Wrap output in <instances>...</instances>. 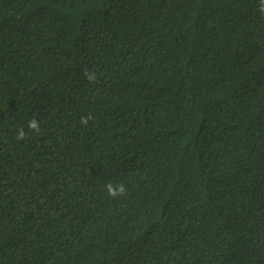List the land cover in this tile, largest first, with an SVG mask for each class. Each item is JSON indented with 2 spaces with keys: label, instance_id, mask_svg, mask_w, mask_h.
<instances>
[{
  "label": "trees",
  "instance_id": "16d2710c",
  "mask_svg": "<svg viewBox=\"0 0 264 264\" xmlns=\"http://www.w3.org/2000/svg\"><path fill=\"white\" fill-rule=\"evenodd\" d=\"M259 7L0 0V264H264Z\"/></svg>",
  "mask_w": 264,
  "mask_h": 264
},
{
  "label": "clouds",
  "instance_id": "9594fccd",
  "mask_svg": "<svg viewBox=\"0 0 264 264\" xmlns=\"http://www.w3.org/2000/svg\"><path fill=\"white\" fill-rule=\"evenodd\" d=\"M259 11L264 14V0H259ZM85 75L89 80H95V73H88L87 70L85 71ZM91 117H82L81 118V123L84 125H87ZM28 129L39 132L40 131V126H39V121L36 118H33L28 121L27 125ZM26 133L23 127H20L17 130V140H23L25 139ZM107 193L109 196L112 198H117V197H123L127 195V188L124 183H112L108 182L107 184L104 185Z\"/></svg>",
  "mask_w": 264,
  "mask_h": 264
}]
</instances>
